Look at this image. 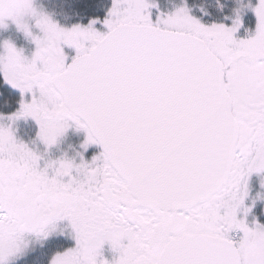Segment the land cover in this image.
<instances>
[{"label":"snow or ice","instance_id":"obj_1","mask_svg":"<svg viewBox=\"0 0 264 264\" xmlns=\"http://www.w3.org/2000/svg\"><path fill=\"white\" fill-rule=\"evenodd\" d=\"M60 14L0 0V264H264V0Z\"/></svg>","mask_w":264,"mask_h":264},{"label":"trees","instance_id":"obj_2","mask_svg":"<svg viewBox=\"0 0 264 264\" xmlns=\"http://www.w3.org/2000/svg\"><path fill=\"white\" fill-rule=\"evenodd\" d=\"M44 2L53 11L61 13L57 16V19L60 20L61 23L65 22V14H67L72 22L80 20L83 23H87L88 18L93 16L103 18L105 10L111 4V0H88L87 3L80 2V0H44ZM187 2L189 5H192L193 3H199L200 0H187ZM227 2L229 6H231V0H227ZM161 3H163L162 0H160L159 4ZM75 13H78V15H75ZM196 14L199 13L197 12ZM244 19L245 26H254V17L250 12L245 15ZM44 251L46 253L47 249ZM41 259L43 260L44 257H41Z\"/></svg>","mask_w":264,"mask_h":264},{"label":"rangeland","instance_id":"obj_3","mask_svg":"<svg viewBox=\"0 0 264 264\" xmlns=\"http://www.w3.org/2000/svg\"><path fill=\"white\" fill-rule=\"evenodd\" d=\"M163 3H160V0L157 1L159 7L161 10H170L173 4L179 3V0H162ZM153 12V18L155 17V9L151 10ZM99 27V26H98ZM100 30H103L102 28ZM241 35H243V30H241ZM2 37H12L17 40L18 43H22V40L18 37L17 33L14 30V27L10 26L7 31H2L0 30V38ZM22 126V124H21ZM251 192H250V197H255L257 191H259V186H258V178L253 176L251 179ZM247 203H251V199L247 201ZM255 216L257 220L260 223H264V200H257L252 213L247 217L248 222L251 224L252 218ZM104 256L107 258H110L111 252L106 246V250L104 252Z\"/></svg>","mask_w":264,"mask_h":264},{"label":"flooded vegetation","instance_id":"obj_4","mask_svg":"<svg viewBox=\"0 0 264 264\" xmlns=\"http://www.w3.org/2000/svg\"><path fill=\"white\" fill-rule=\"evenodd\" d=\"M20 127H21V131H22V133H23L24 131L28 130L29 125H24V124H22V126H20ZM76 139H77V137H72L73 142H75ZM105 250H106V246H105L104 252H105ZM106 258H107V257H106Z\"/></svg>","mask_w":264,"mask_h":264}]
</instances>
